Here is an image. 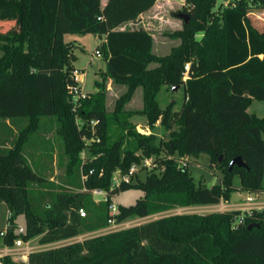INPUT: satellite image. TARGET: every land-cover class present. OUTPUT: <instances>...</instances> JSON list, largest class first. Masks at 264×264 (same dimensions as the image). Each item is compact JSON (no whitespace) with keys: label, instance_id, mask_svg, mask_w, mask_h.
Returning <instances> with one entry per match:
<instances>
[{"label":"trees","instance_id":"trees-1","mask_svg":"<svg viewBox=\"0 0 264 264\" xmlns=\"http://www.w3.org/2000/svg\"><path fill=\"white\" fill-rule=\"evenodd\" d=\"M157 1L108 0L103 6L102 0H0V120L19 124L18 133H7L11 145L0 143V202L7 204L12 225L6 244L22 236L46 245L104 228L111 217L122 222L178 207L217 205L237 191L264 192V116L249 112L254 100L264 101V25L252 17L264 9V0H230L219 11L217 0H185L183 12L190 19L170 34L180 43L166 55L154 53L149 30L119 29ZM69 33L105 37L98 49L107 62L103 80L127 87L114 111L98 81V91L73 111L69 85L77 55L65 41ZM164 85L184 88L180 110H174V101L160 107L157 95ZM139 87L143 108L125 110ZM137 114L147 117L150 128L160 121L169 139L157 143L153 133H140L131 121ZM44 117L57 125L68 159L67 182L77 190L51 183L26 156ZM201 154L222 173L212 186L197 182L190 166L176 160ZM153 156L155 169L144 180L135 181L134 175L114 186L117 172L124 176ZM236 157L245 166L230 168ZM132 188L144 195L132 205H118L113 215V197ZM95 189L105 191L106 199L96 201ZM19 215L25 216V234L15 232ZM252 223L259 226L250 229ZM3 264L21 261L5 256ZM25 264H264V209L163 216L34 251Z\"/></svg>","mask_w":264,"mask_h":264},{"label":"rangeland","instance_id":"rangeland-1","mask_svg":"<svg viewBox=\"0 0 264 264\" xmlns=\"http://www.w3.org/2000/svg\"><path fill=\"white\" fill-rule=\"evenodd\" d=\"M229 2L230 0H217L214 10L219 11L222 6L228 5ZM185 3V0H159L150 10L143 14L142 18H140L139 21L133 22L132 24H128V28H144L149 30L156 37L155 52L158 55L169 54L171 48L177 46L180 43L179 39H173L170 34L175 30L182 28L183 19L178 17V14L180 11V13H184L183 7ZM185 13L187 14V12ZM252 17L259 26L264 25V9L257 10V13H253ZM65 41L74 44L73 50L74 53L78 56L75 61V65L76 67L81 69V72H83L85 76L82 83L84 92L88 94L95 93L96 91H98L95 80L99 78L98 82L100 84H104L106 89L107 108L111 112L114 111L118 99L122 96L123 93H125L127 89L124 90L123 88H120L116 83L111 82L109 80L110 78H106L103 80V71L101 70H106V61L103 55L97 54L98 49L102 50L101 47L103 43V41L99 38V35L92 33H69L65 35ZM2 54L3 51L0 49V56H2ZM135 94L134 100H132L131 103L128 102L125 104V110H133L134 108L141 106L143 102L142 88H138ZM157 101L161 108H166L170 103L174 101V110H180L185 101L184 88L180 86L177 90H175L164 85L157 95ZM249 112L255 113L258 116L263 117L264 101L258 99L254 100L251 106L249 107ZM137 115H135L132 120L146 128V117L140 114ZM2 122L6 124L5 126H9L12 129L8 127L2 128ZM77 123H79L78 125H81V120L79 118L77 119ZM56 129V123L51 122L50 118L48 119L47 117H44L42 121L41 130L31 138L30 144L26 149V156L35 168V170L49 177L51 183H55L57 185H66V188H68L69 190H77L76 188L69 186L67 182L66 172L68 159L62 147V140ZM151 130L152 133L157 137V143L169 139V131L163 124L159 123L155 125V127L151 128ZM11 131H15L16 133H18L19 124L18 126H16L12 120H0V143L6 140L5 145H11V141L7 140V133H10ZM44 131H46L45 135H43ZM139 132L145 134L141 131ZM150 134L151 133L145 135ZM43 136L45 137L44 139L46 142L41 139V137ZM90 142L92 141L86 140V143ZM140 152L141 151H137V153ZM86 154L87 152L83 153V158L86 157ZM155 157L156 156H153L150 159L154 160ZM176 159L180 165H183V163H185L190 166L197 182L202 181L206 185L212 186L218 183L220 178L222 177V173L219 169L214 167L212 168V166L211 168L209 167L210 161L209 156L207 154H201L198 158L191 156L183 158L177 155ZM151 167L144 168L142 165H140L138 171H136L134 180H144L148 172L152 168L155 169L154 166L152 168ZM117 177L118 174H115V178ZM236 184H239V179L236 180ZM115 185L117 184L116 180L114 179V186ZM143 195L144 192L141 189L136 188L122 191L113 197V205L117 207L118 205L129 206L134 204L137 199H139ZM248 195V193L240 191L233 193L231 200L226 202L228 203L226 204L227 206L222 204L219 206L201 205L190 207H178L166 212L153 214L144 218L131 217L128 219L129 222L125 228L139 225L163 216L174 215L179 213L209 214L212 212H224L230 210H241L243 212H249L252 209H255L258 204H254L253 208L250 205L246 204V198ZM261 195L263 196L258 197V203L262 202V205L264 207V194ZM106 196L107 193L105 191H102V193H95L94 191L93 193V198L96 201L105 200ZM9 218L10 213L7 204L5 202H0V228L8 227L9 224H11ZM15 223L17 224L16 229H18L19 227H25V216L19 215L15 220ZM125 228L113 225L109 226L108 224L104 228L81 234L75 237L73 240H68L65 243L58 241L45 245L39 243V240L37 238L32 241V245L34 246L33 250L38 251L43 249L61 247L64 245H68L70 242L72 243L75 241H82L88 237L102 235L111 231H117ZM25 263L27 262L21 261V264Z\"/></svg>","mask_w":264,"mask_h":264},{"label":"built area","instance_id":"built-area-1","mask_svg":"<svg viewBox=\"0 0 264 264\" xmlns=\"http://www.w3.org/2000/svg\"><path fill=\"white\" fill-rule=\"evenodd\" d=\"M97 54L102 55L100 50H97ZM189 68H190V64L188 63L185 66V70H186L185 79L187 78ZM72 77L74 80V84L69 85V92L72 97L71 101L73 103V111L77 112L78 108L80 107L82 103V100L87 97V93L84 92V88L82 84L85 76H84V73L81 72L80 68H76L73 71ZM140 165H142L144 168L151 167V166L153 167V160H151L150 158H146L142 161L141 164H133L130 168L129 173L124 176H121L120 173L117 172L116 174H118V177L117 178L114 177V179L116 180V184L119 185L122 181L131 182L133 179V176L136 174V171H138ZM183 165H186V164L183 163ZM92 172L93 171L91 170L90 173ZM83 177L86 178L87 176H83ZM94 191L95 193H102V191L99 189H95ZM261 194H264V192ZM261 194H253V195L251 194L247 196L246 204L250 205L252 208L254 204L256 205L258 204V206L255 209H263L264 207L262 205V202L258 203V197L263 196ZM111 212L113 215L118 213V207L112 204ZM79 213L83 217L86 216V211L83 208L79 209ZM108 222H109V226L113 225V226H120V227L125 228L128 225L129 221L125 220L122 222H116L115 218L111 217L108 220ZM11 226L12 225L9 224L8 227L0 228V239L2 240L0 243V264H3V257L5 256H11L15 261L28 262L30 254L36 251V250H33L34 246L32 245L33 244L32 241H34L35 239L25 240L22 236H19L18 238L14 240L13 245L6 244L5 239L9 235ZM15 232L18 234H25L26 227H19L18 229H15Z\"/></svg>","mask_w":264,"mask_h":264},{"label":"crops","instance_id":"crops-1","mask_svg":"<svg viewBox=\"0 0 264 264\" xmlns=\"http://www.w3.org/2000/svg\"><path fill=\"white\" fill-rule=\"evenodd\" d=\"M159 1V0H158ZM107 2H108V0H102V5L103 6H105L106 4H107ZM142 16H143V14L140 16V18H142ZM140 20V19H139ZM138 20V21H139ZM133 22L131 21V22H127V23H125V24H123L122 26H120L119 27V29H121V30H125V29H128V24H132ZM147 30V29H146ZM99 38L104 42L106 39H105V37L104 36H102V37H100L99 36ZM153 38H154V47H153V51H154V53L155 54H157L156 52H155V49H156V37H155V35L153 34ZM158 55V54H157ZM77 58H78V56H77ZM156 64H153V65H151V67H154ZM76 66V65H75ZM78 68V67H77ZM106 69H107V62H106ZM101 71H105V70H101ZM97 73H99V72H97ZM99 79V78H98ZM98 79L97 80H95V81H98ZM111 82H113V80L110 78L109 79ZM120 88H123L124 90L125 89H127V87L125 86V85H120V84H117ZM139 88H141V87H139ZM138 89V88H137ZM137 91V90H136ZM143 91V90H142ZM136 93V92H135ZM136 95V94H135ZM134 98H135V96L132 98V100H134ZM132 100L130 101V103L132 102ZM141 104V103H140ZM143 108V102H142V104H141V106H139V107H137V108H134L133 110H139V109H142ZM138 116V115H137ZM145 116V115H144ZM133 117H135V115L134 116H132L131 117V121L132 122H134L135 124H137V128L141 131V132H143V133H146V134H148V133H152V130H151V128L149 127V125H148V121H147V117H146V122H147V127L146 128H144L141 124H138L137 122H135V121H133L132 119H133ZM160 123V121L157 123V124H159ZM156 124V125H157ZM137 129V130H138ZM246 193H248V192H246ZM249 195H251V193H248ZM248 195V196H249ZM222 204H224L225 206H227L226 204H228V203H226V201H222L221 202V204L219 203V205H222ZM218 204L217 205H210V206H219ZM77 237V236H76ZM75 237H73V238H69V239H66V240H61L60 242H66V241H71V240H73ZM76 242V241H75ZM71 243V242H70ZM69 243V244H70ZM73 243V242H72Z\"/></svg>","mask_w":264,"mask_h":264},{"label":"water","instance_id":"water-1","mask_svg":"<svg viewBox=\"0 0 264 264\" xmlns=\"http://www.w3.org/2000/svg\"><path fill=\"white\" fill-rule=\"evenodd\" d=\"M178 17L182 18L183 20H185V22H188L190 19L189 14L186 13H179ZM100 37H102V35H100ZM180 86H174L173 89L177 90ZM222 159V157L220 158V160ZM234 165H239V166H245V163L243 161V159L241 157H236L235 159H233L230 163V168H232ZM254 226H259V224H255L252 223L251 225H249V228L251 229Z\"/></svg>","mask_w":264,"mask_h":264}]
</instances>
